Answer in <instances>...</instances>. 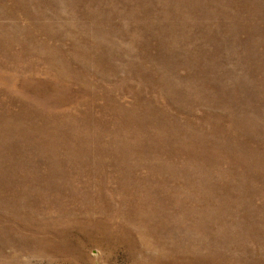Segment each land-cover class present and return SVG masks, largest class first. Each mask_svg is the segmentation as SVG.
I'll list each match as a JSON object with an SVG mask.
<instances>
[{
  "label": "rangeland",
  "instance_id": "obj_1",
  "mask_svg": "<svg viewBox=\"0 0 264 264\" xmlns=\"http://www.w3.org/2000/svg\"><path fill=\"white\" fill-rule=\"evenodd\" d=\"M0 264H264V0H0Z\"/></svg>",
  "mask_w": 264,
  "mask_h": 264
}]
</instances>
